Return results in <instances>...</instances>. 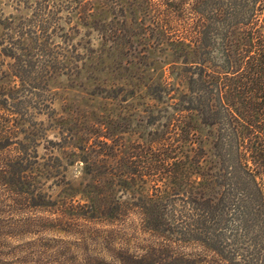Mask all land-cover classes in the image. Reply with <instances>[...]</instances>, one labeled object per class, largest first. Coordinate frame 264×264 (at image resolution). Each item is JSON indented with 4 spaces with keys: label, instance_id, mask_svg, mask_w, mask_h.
I'll return each instance as SVG.
<instances>
[{
    "label": "trees",
    "instance_id": "16d2710c",
    "mask_svg": "<svg viewBox=\"0 0 264 264\" xmlns=\"http://www.w3.org/2000/svg\"><path fill=\"white\" fill-rule=\"evenodd\" d=\"M6 2L15 10L0 15L8 202L113 226L138 214L136 236L162 239L112 257L119 264H264V0ZM160 53L165 63L154 67ZM140 67L147 74L134 73ZM62 82L122 110L76 113ZM116 117L154 126L152 137L126 144L108 133L122 126ZM75 163L80 178L65 182ZM19 225L0 220V239Z\"/></svg>",
    "mask_w": 264,
    "mask_h": 264
},
{
    "label": "rangeland",
    "instance_id": "374dc122",
    "mask_svg": "<svg viewBox=\"0 0 264 264\" xmlns=\"http://www.w3.org/2000/svg\"><path fill=\"white\" fill-rule=\"evenodd\" d=\"M3 11L8 15L15 10L6 0H0V15ZM94 40L95 43L99 42L96 34ZM162 54L160 53V57L153 61L152 65L154 67L164 65ZM153 56L154 54H152ZM138 72L143 75L147 74L148 71L146 68L140 67L134 73L140 75ZM150 72L154 71L151 70ZM114 75L118 74L113 72L109 76L106 75V77L111 78ZM94 76L101 79L104 77L99 72H95ZM117 81L113 78L110 83ZM69 83L62 82L59 84L61 86L60 94H62V98L66 99L67 107H71L76 113H89L92 115L94 111H98L115 117L121 112L122 109H119V105L112 106L110 102L108 103V101L101 98L94 99L78 91L77 87L72 88ZM181 88L185 89L184 83ZM136 101L141 102L140 100ZM133 113V107L131 109L126 107L123 110V114L127 117L133 116ZM115 120H118V124L121 123L122 126H110L108 133L113 135H115L114 132L118 133L126 144L146 143L147 137H152L150 131L154 126L142 127L134 120L126 124V121H123L120 117H116ZM126 129L130 131L121 132ZM209 135L207 128L201 129L199 136H203L204 145L207 149L210 148L211 137ZM80 174L81 164L75 163L66 169L62 177L65 182L72 181L75 183L80 178ZM165 177L164 181L170 187L171 180L168 176ZM61 180L59 178L58 182L60 183ZM44 184L50 193L54 192V188H57L51 186V184H54L53 180H48ZM70 187L72 186L68 185L66 187L68 192L73 191L69 189ZM7 189V187L0 184V220L5 224L7 222L14 223L13 227H15L16 222H19L18 228L23 230H17L13 236H10L11 238L0 239V264H119L117 260H112V257L113 259L119 257L122 260L124 257L121 256L120 252L134 251L136 248L147 245L152 246L155 242L154 239H158V241L162 239L159 235H145L142 232H139L136 236L134 231L140 221L138 214L132 215V221L129 226L127 225L128 227L119 223L113 226L106 220H89L71 213H62L61 208H57V206L29 207V203L26 202H22V205L12 204L13 202H8L11 194ZM60 192L61 188H57L54 194ZM74 197L75 203H84L85 201L82 194L76 193ZM24 230H26V233ZM121 245L125 250L119 251ZM123 254L127 255L126 253Z\"/></svg>",
    "mask_w": 264,
    "mask_h": 264
}]
</instances>
